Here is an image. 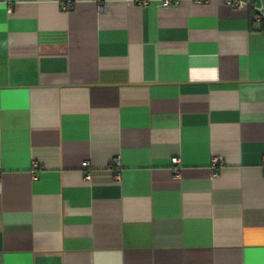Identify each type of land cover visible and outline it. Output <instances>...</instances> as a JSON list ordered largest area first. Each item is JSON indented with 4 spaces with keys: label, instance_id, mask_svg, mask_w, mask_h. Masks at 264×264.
I'll return each instance as SVG.
<instances>
[{
    "label": "crops",
    "instance_id": "0c3cea01",
    "mask_svg": "<svg viewBox=\"0 0 264 264\" xmlns=\"http://www.w3.org/2000/svg\"><path fill=\"white\" fill-rule=\"evenodd\" d=\"M239 1L0 0V264H264V24Z\"/></svg>",
    "mask_w": 264,
    "mask_h": 264
},
{
    "label": "built area",
    "instance_id": "2783aa9c",
    "mask_svg": "<svg viewBox=\"0 0 264 264\" xmlns=\"http://www.w3.org/2000/svg\"><path fill=\"white\" fill-rule=\"evenodd\" d=\"M152 0H131V2H135L136 4L140 6H147ZM177 0H161V6L162 7H169L172 4L176 3ZM195 4H199L201 2H207L208 0H191ZM259 4L254 6V15L253 19L261 24H264V0H258ZM225 3L229 6L238 8V9H243L248 6H250L251 2H243L239 0H225ZM172 165H174V173H178V164H179V159L178 158H172L171 160ZM219 164L218 159H213L212 160V165L217 166ZM87 165V162L84 163V166ZM214 174H217L216 172Z\"/></svg>",
    "mask_w": 264,
    "mask_h": 264
}]
</instances>
